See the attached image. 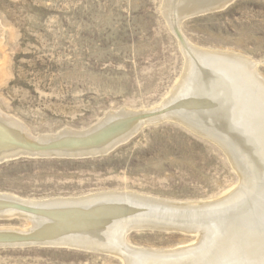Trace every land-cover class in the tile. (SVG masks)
<instances>
[{"label":"rangeland","instance_id":"rangeland-1","mask_svg":"<svg viewBox=\"0 0 264 264\" xmlns=\"http://www.w3.org/2000/svg\"><path fill=\"white\" fill-rule=\"evenodd\" d=\"M163 2L0 0V110L34 136L66 127L84 130L110 111L147 114L162 106L184 68L181 40L264 60V0H232L221 9L189 14L179 20L178 31L168 24ZM257 69L264 76V65ZM145 118L126 142L103 156L18 157L1 163L0 192L44 199L129 190L203 201L239 182L228 153L213 139L179 120ZM4 226L25 229L28 223L0 217ZM194 239L175 229L127 234L131 245L156 250ZM121 262L103 252L0 246V264Z\"/></svg>","mask_w":264,"mask_h":264},{"label":"bare ground","instance_id":"bare-ground-1","mask_svg":"<svg viewBox=\"0 0 264 264\" xmlns=\"http://www.w3.org/2000/svg\"><path fill=\"white\" fill-rule=\"evenodd\" d=\"M231 1L164 0L161 8L178 31L181 18ZM181 43L184 68L154 112L110 111L84 130L66 127L34 136L0 110V157L106 152L137 129L143 118L160 115L220 144L239 182L203 201H174L129 190L44 199L0 192V217L16 216L28 223L25 229L0 227V242L103 252L122 264H264V76L257 69L259 62L236 52ZM143 229H175L195 239L161 250L131 245L127 234Z\"/></svg>","mask_w":264,"mask_h":264},{"label":"water","instance_id":"water-1","mask_svg":"<svg viewBox=\"0 0 264 264\" xmlns=\"http://www.w3.org/2000/svg\"><path fill=\"white\" fill-rule=\"evenodd\" d=\"M229 3V2H228ZM227 3V4H228ZM227 4H224L222 6H220L219 9L221 8H224ZM207 12H211V11H206L205 13ZM200 14V13H198ZM194 15V14H193ZM259 64H263L264 65V60L259 62ZM258 64V65H259ZM140 126V125H139ZM191 128V127H190ZM138 129V127H137ZM137 129H134L132 132H130L129 135H126L124 137H122L119 141L116 142L115 146H111L110 150L106 151V152H92V153H85V154H81V155H74V156H67V155H50V154H41L40 156H32V157H51V156H55V157H71V158H88V157H98V156H103V155H106L108 154L109 152H111L112 150H114L118 145L126 142L130 137L131 135L134 133V131H136ZM193 129V128H191ZM194 130V129H193ZM224 150V149H223ZM18 157H31V155H13V156H8V157H5V156H1L0 157V164L5 162V161H9L11 159H14V158H18ZM3 217V216H2ZM7 217V216H5ZM4 218V217H3ZM0 246H12V244L10 243H4V242H0ZM14 246H17V247H26V246H40V244H37L35 242H26V241H23L21 242L20 244H17V245H14ZM74 250H78V249H74Z\"/></svg>","mask_w":264,"mask_h":264}]
</instances>
